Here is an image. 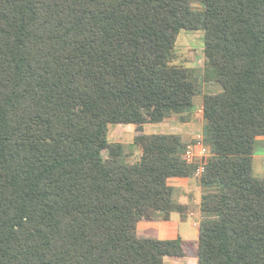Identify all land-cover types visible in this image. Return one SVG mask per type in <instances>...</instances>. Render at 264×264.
<instances>
[{
  "label": "trees",
  "instance_id": "trees-1",
  "mask_svg": "<svg viewBox=\"0 0 264 264\" xmlns=\"http://www.w3.org/2000/svg\"><path fill=\"white\" fill-rule=\"evenodd\" d=\"M182 32H203L198 264H264V0H0V264H165L185 242L138 233L184 207L171 179L198 166L180 135L110 143V125L191 116ZM108 157L104 158L103 153Z\"/></svg>",
  "mask_w": 264,
  "mask_h": 264
},
{
  "label": "rangeland",
  "instance_id": "rangeland-1",
  "mask_svg": "<svg viewBox=\"0 0 264 264\" xmlns=\"http://www.w3.org/2000/svg\"><path fill=\"white\" fill-rule=\"evenodd\" d=\"M205 42H204V33L203 32H182L178 39L175 48V53L173 57V65L186 67L192 71V78L195 83H198L200 95H198L195 99V108L193 111L194 116H186L185 119L190 123L191 130V140L188 142V147H192L193 150L199 152L200 146L199 144L204 142L203 132L205 121L203 119V114L198 113L199 110L202 109V100L204 95H211V94H218L223 91L222 87L219 85H211V84H203L200 81V77L203 73V69L205 66ZM167 124H151V125H144L145 131L139 132L136 128V131L131 129H127L125 132L123 131L124 125H110L109 126V141L111 143H120L126 147L127 153V161L129 163H136L138 162L141 150L133 146L135 138L140 134H155V135H170V134H179V125L185 124L183 123L179 117L172 116L170 120L166 121ZM181 126V125H180ZM122 129V131H121ZM126 129V128H124ZM114 130H120L122 135L119 136L117 139L116 133ZM145 132V133H144ZM115 136V137H114ZM125 136V137H124ZM114 137V138H113ZM264 138V137H260ZM260 138L256 141L255 147V161H254V177L260 180H264V141L260 140ZM206 149H210L205 146ZM186 148V149H187ZM211 150V149H210ZM104 158L108 157V153H103ZM198 166V171L196 175L193 177L195 179H200L201 175L204 172L202 167L201 159H198V163L194 164ZM200 171V173H199ZM170 180L168 181V185ZM171 183V182H170ZM174 192V191H173ZM175 195L178 197L179 190H175ZM195 196H198V191L194 192ZM191 200V199H190ZM192 202V201H191ZM183 204V203H182ZM191 210L193 209L194 212H198L196 217H187L184 215L183 220L178 213H174L171 219L174 225H177V231L180 233V237L185 242V252L186 257L183 259H178L177 262L180 264H197L198 263V241L199 237L195 234L198 230L194 227V224H198L200 228L201 223L206 218H211L212 216H206L205 214L199 212V206L196 204L190 205ZM153 224L149 222H142L140 223V228L143 226ZM157 225V224H153ZM143 229H140L141 234L154 236L159 239H166L167 237H159L153 231H148L147 233L142 232ZM174 259H169V261ZM190 262V263H189ZM169 264V263H167Z\"/></svg>",
  "mask_w": 264,
  "mask_h": 264
},
{
  "label": "crops",
  "instance_id": "crops-1",
  "mask_svg": "<svg viewBox=\"0 0 264 264\" xmlns=\"http://www.w3.org/2000/svg\"><path fill=\"white\" fill-rule=\"evenodd\" d=\"M198 113L202 114V109L199 110ZM191 116H194V114H192ZM165 123L167 124V122H164L161 124H165ZM183 123H185V124H180L181 126L180 125L178 126L179 127V134H170V135H180V136H182L183 140L188 143L189 140H191V138H192L190 135L191 132H189V129L191 130V127H190V123H188V121L183 122ZM148 125H151V124H148ZM124 126H126V127L122 128L123 131L121 129L122 132H125L127 129H131L133 131H136V128H137L134 125H124ZM124 128H126V129H124ZM143 130L145 131V126H143ZM114 131H115L114 133H116V135H117L116 138L118 139L119 136L122 135V133H120L121 132L120 130H114ZM151 135H155V134H151ZM108 138H109V135H108ZM260 140L264 141V138H260ZM140 157H141V155H140ZM255 158L256 157H254V159H253V174L255 171V168H254ZM139 160H140V158H139ZM130 164H134V163H130ZM170 182H169V184L173 188L174 192H175V190H179L178 197L175 195V193L173 194L174 199L180 205H182L184 207L183 214L178 213L181 217V220H183L184 215H186L187 217H196L198 212H194L193 209L191 210L190 205H192L193 203L198 205L199 206V212H201V210H200L201 199H202L203 195L208 192L207 189H205L201 186L200 179H195V178L171 179ZM195 191H198V196L194 195ZM173 214L171 215V219L173 217ZM206 216H208V215H206ZM171 219L169 221H165V222L164 221H142V222H149V223L157 224V225L149 224V225L143 226V228H140L141 227L140 223H142V222H139L138 233L140 235H143L140 232V229H143L142 230L143 233H147L148 231H153L159 237L160 236L161 237H167L166 239H160V240H176L178 238L182 239L180 237V233L177 231V225H174L172 223ZM206 219H209V217ZM194 227L198 229L195 234L199 237L200 228L198 227V224L195 223ZM143 236H148V235H143ZM151 237H154V236H151ZM157 239H159V238H157ZM169 259H174V260H171L168 262ZM181 259H183V258H181ZM177 260L178 259H175V258H166L165 264H167V263H169V264H180L179 262H177Z\"/></svg>",
  "mask_w": 264,
  "mask_h": 264
},
{
  "label": "built area",
  "instance_id": "built-area-1",
  "mask_svg": "<svg viewBox=\"0 0 264 264\" xmlns=\"http://www.w3.org/2000/svg\"><path fill=\"white\" fill-rule=\"evenodd\" d=\"M199 146L200 149L197 153L192 147H188L185 151L184 158L189 164H196L198 163V159H201V163L203 164L202 167L204 169L208 159L211 157V150L206 149L204 142L200 143Z\"/></svg>",
  "mask_w": 264,
  "mask_h": 264
}]
</instances>
